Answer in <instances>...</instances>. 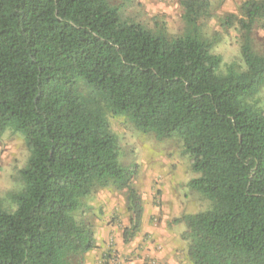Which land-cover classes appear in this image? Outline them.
Masks as SVG:
<instances>
[{"label":"trees","instance_id":"trees-1","mask_svg":"<svg viewBox=\"0 0 264 264\" xmlns=\"http://www.w3.org/2000/svg\"><path fill=\"white\" fill-rule=\"evenodd\" d=\"M184 31L169 37L109 0H0V136H24L22 188L0 198V264H75L97 247L77 218L100 188L126 190L131 226L142 199L120 158L110 116L178 137L212 202L185 214L191 264H264V0H245L224 25L242 31L244 66L213 52L211 0H180Z\"/></svg>","mask_w":264,"mask_h":264},{"label":"rangeland","instance_id":"rangeland-1","mask_svg":"<svg viewBox=\"0 0 264 264\" xmlns=\"http://www.w3.org/2000/svg\"><path fill=\"white\" fill-rule=\"evenodd\" d=\"M118 6L124 18L140 21L152 28L163 26L169 37H177L184 31L183 7L180 0H109ZM212 18L206 20L204 30L208 36L219 34L221 41L213 49L223 58V69L234 62L244 66L241 54L242 31L236 26L226 27L224 18L231 11L223 9V3L213 0ZM240 4L234 5L232 12L240 13ZM254 47L264 52V30L254 32ZM264 104V91L261 95ZM110 125L120 138V158L123 166L131 172V184L138 191L144 209L141 230L124 240V230L131 226V212L127 203L126 190L117 186L100 188L86 201L77 218L91 224L95 232L97 247L105 227L112 225V240L106 243L101 255L102 264H157V252L163 246L156 244L153 235L165 234V228L179 237L173 246L191 264L187 257L185 214L204 211L212 202L201 193L193 191L188 182L198 174L192 170L191 158L185 152L183 142L178 137L158 138L154 133L139 131L134 123L124 115H111ZM30 151L24 136L12 130L0 136V198L12 203L11 194L22 188L20 170L26 165ZM146 217V218H145ZM163 226L155 232L154 228ZM146 228V230H145ZM168 243V242H167ZM166 244V243H165ZM161 248H160V247ZM152 251L155 254H152ZM86 254L74 263L86 264ZM101 258V257H100ZM168 264V263H166Z\"/></svg>","mask_w":264,"mask_h":264},{"label":"crops","instance_id":"crops-1","mask_svg":"<svg viewBox=\"0 0 264 264\" xmlns=\"http://www.w3.org/2000/svg\"><path fill=\"white\" fill-rule=\"evenodd\" d=\"M217 1H218V3H223V9L225 8V10L232 12L233 9H235L234 5L242 4V2H244L245 0H217ZM211 2L213 5V3H214L213 0H211ZM113 229H115V228L112 227V225L109 227H105V232L102 233V235L100 237L101 241L98 244V245H102L101 249H99L97 251L91 250V251L87 252L86 256L88 258L86 260V264H102L103 260H102L101 255L106 250V246H107L106 243L112 240V237H110V236H113V235L110 234V232ZM145 230H146V228H145ZM153 230L155 232L163 230V226L161 225V227H159V228L156 227ZM165 231H167V233H165V234L156 233L153 235V239H156V244L163 246L162 251L160 250L159 252L156 253L158 260L153 261V263L157 262V264H166V263H168V264H186L184 261V257L181 258L179 256V253L176 252L177 250L173 246H171L172 242L177 240L179 237H177V234H174L173 239L170 240L171 237H169V236L171 235L172 232L170 230H168L167 228H165ZM152 254H155V252L152 251Z\"/></svg>","mask_w":264,"mask_h":264}]
</instances>
